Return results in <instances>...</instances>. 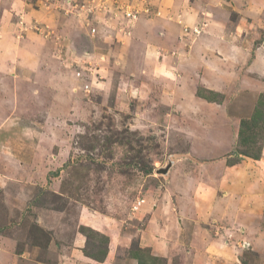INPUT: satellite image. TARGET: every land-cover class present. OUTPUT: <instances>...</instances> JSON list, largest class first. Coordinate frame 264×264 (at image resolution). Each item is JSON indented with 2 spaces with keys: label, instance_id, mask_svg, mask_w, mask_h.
Listing matches in <instances>:
<instances>
[{
  "label": "rangeland",
  "instance_id": "obj_1",
  "mask_svg": "<svg viewBox=\"0 0 264 264\" xmlns=\"http://www.w3.org/2000/svg\"><path fill=\"white\" fill-rule=\"evenodd\" d=\"M0 264H264V0H0Z\"/></svg>",
  "mask_w": 264,
  "mask_h": 264
},
{
  "label": "water",
  "instance_id": "obj_2",
  "mask_svg": "<svg viewBox=\"0 0 264 264\" xmlns=\"http://www.w3.org/2000/svg\"><path fill=\"white\" fill-rule=\"evenodd\" d=\"M168 167H169V166H167V167H165V168H162L160 171H161V172H166V170H167Z\"/></svg>",
  "mask_w": 264,
  "mask_h": 264
},
{
  "label": "crops",
  "instance_id": "obj_3",
  "mask_svg": "<svg viewBox=\"0 0 264 264\" xmlns=\"http://www.w3.org/2000/svg\"><path fill=\"white\" fill-rule=\"evenodd\" d=\"M55 94H53V96H54Z\"/></svg>",
  "mask_w": 264,
  "mask_h": 264
}]
</instances>
